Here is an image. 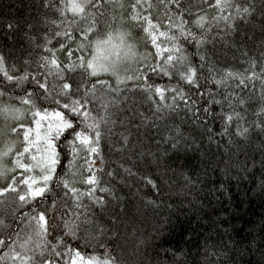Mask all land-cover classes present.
<instances>
[{"label": "snow or ice", "instance_id": "6c2138e0", "mask_svg": "<svg viewBox=\"0 0 264 264\" xmlns=\"http://www.w3.org/2000/svg\"><path fill=\"white\" fill-rule=\"evenodd\" d=\"M45 7L54 8L59 14V22L50 23L64 28L63 32H54L53 40L45 35L40 45L45 54L36 58L29 55L22 61L25 71L13 76L7 70L6 56L0 52V74L5 81L0 86V100L6 94L11 99V94L18 91L21 95L17 99L26 109L24 114L31 112L33 118L25 123L17 118L21 109L0 107L4 120L0 126L4 145L0 148V202L5 206L0 213V262L126 264L114 254L120 233L111 227L105 230L100 219L111 198H120L112 186L99 184L138 178L145 188L160 195L167 175L148 171L152 164L147 156L143 157L144 165L138 166L141 157L135 151H131L137 158L135 172L115 161L109 167L105 160V148L119 153L129 151V145L136 147L124 131L117 133L116 129H123L126 122L131 124L135 116H140L141 122L145 119L135 108L137 91L156 113L167 109L176 116L183 112L185 120L202 125L211 113L213 119L219 116L221 135L229 136V129L235 124V135L243 137L249 129L242 126V113L246 114L252 102L248 97L255 92L257 82L261 91L255 102L264 105V53L259 61L246 59L248 67L242 71H215V53L206 47L208 34L213 30L208 27L201 6L191 0H132L127 7L122 0H59V4L45 0ZM233 7L236 15H224L226 9ZM117 8L120 24L128 27V31L116 30L119 44L113 43V32L109 30L117 23ZM208 8L218 12L213 20H223L229 31H236L237 21L254 11L247 3L236 0H209ZM69 11L73 20L65 24L63 18ZM189 25L198 26L199 30H190ZM6 27L11 30L13 25ZM102 31H107L106 38L92 39ZM133 32H142L145 46L152 51L140 53L136 45L127 43L126 38L131 39ZM53 43L55 46L49 47ZM124 65L128 67L121 76ZM205 66L209 68L207 74ZM108 73L115 78L114 84L111 77L99 79ZM129 82L131 95H126L130 90L121 89L120 85ZM209 84L217 90L208 88ZM217 106L219 113L212 111ZM258 113L264 115V106ZM256 126L264 128V122ZM170 139L173 149L184 140L178 126ZM81 152L83 156L79 155ZM104 175L108 181L99 178ZM223 187L220 185V190ZM96 192L101 194L95 195ZM84 198L88 199L87 204ZM15 217L23 224L17 226L19 231L12 226ZM22 233L26 238H22ZM69 238L91 242L93 251H103V258L85 257L79 248H71Z\"/></svg>", "mask_w": 264, "mask_h": 264}, {"label": "trees", "instance_id": "16d2710c", "mask_svg": "<svg viewBox=\"0 0 264 264\" xmlns=\"http://www.w3.org/2000/svg\"><path fill=\"white\" fill-rule=\"evenodd\" d=\"M54 2L59 4V0ZM122 2L127 7L132 0ZM191 2L201 6L208 27L213 30L208 34L206 47L215 53V71H242L248 67L246 59L260 60V54L264 53V0H236L254 9L246 14V19L237 21L236 31L227 30L223 20H213L218 12L208 8L209 0ZM236 14L235 7L224 12V15ZM59 19L54 8L45 7V0H0V52L6 56L7 70L11 75L19 76L25 71L22 61L29 55L36 58L45 54L40 47L45 35L53 40L54 32L64 31L63 27L57 28L50 23L59 22ZM63 19L65 24L71 22V12ZM9 23L13 25L11 30L6 27ZM189 28L199 30L194 25H189ZM117 29L128 31L127 25L119 22L118 8L117 23L109 29L113 32L115 44L120 43ZM106 36L107 31H102L92 39H104ZM126 41L136 45L140 53L152 51L150 46H145L142 32H133L132 38H126ZM54 46V43L49 45ZM126 67L128 65L121 68V76L125 75ZM204 71L206 74L209 72L208 66ZM255 71L259 76L260 69ZM110 77V73L101 74L99 79L109 80ZM4 82L0 74V86ZM111 82L115 83L114 77H111ZM120 87L128 88L130 91L125 94L131 95L130 82ZM207 87L211 89V84ZM260 91L259 82L256 83L255 92L249 89L251 96L248 98L252 102L246 114L242 113V126L249 131L243 137L235 135V124L229 129V136L221 135L219 116L213 119L211 113L203 125L194 120H185L183 112L176 116L167 109L156 113L154 106L149 105L137 91L135 108L144 114L145 119L141 122L140 116H135L131 124L126 122L123 129H116L117 133L124 131L136 147L133 149L129 145V151L119 153L105 148V160L109 161V167L115 161L135 172L137 158L131 155V151H135L141 157L138 166L144 165L143 157L147 156L152 164L148 171L167 175L160 195L145 188L138 178L99 184V187L112 186L120 198H111V203L100 218L105 230L111 227L120 233L114 254L126 264H261L264 253V128L256 125L264 122V115L258 113V109L264 105L255 102L259 100ZM20 95L17 91L9 99L6 94L0 100V107L11 105L21 109L17 118L28 123L32 121V115L31 112L24 114L26 109L17 99ZM216 98L219 99V96ZM220 110L217 106L212 111L219 113ZM3 124L4 120L0 117V126ZM177 126L184 140L177 149H173L170 137L175 134ZM2 143L0 141V148H3ZM79 155L83 156V152ZM66 178L72 179L71 176ZM99 178L109 180L106 175ZM220 185L224 186L223 190H220ZM84 203H88L87 198H84ZM4 210L5 206L0 202V213ZM24 210L27 211V208ZM18 225L23 227L20 218L15 217L12 226L17 228ZM60 231L63 229L57 232L58 235ZM64 234L67 235L66 232ZM22 238H26L23 233ZM67 243L73 249L79 248L85 256L103 258V251H93L94 245L83 238H69Z\"/></svg>", "mask_w": 264, "mask_h": 264}, {"label": "rangeland", "instance_id": "374dc122", "mask_svg": "<svg viewBox=\"0 0 264 264\" xmlns=\"http://www.w3.org/2000/svg\"><path fill=\"white\" fill-rule=\"evenodd\" d=\"M31 126H32V129H33L32 137H33V139H35V124L33 123ZM41 132L43 133V129H41ZM1 146H4L3 143H2ZM40 146L43 147V144L41 143ZM85 257H87V256H85Z\"/></svg>", "mask_w": 264, "mask_h": 264}]
</instances>
